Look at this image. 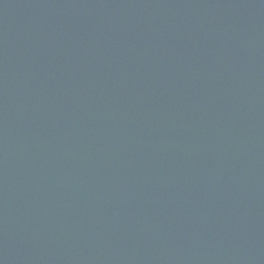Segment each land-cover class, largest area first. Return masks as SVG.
<instances>
[{"label":"water","instance_id":"95a60500","mask_svg":"<svg viewBox=\"0 0 264 264\" xmlns=\"http://www.w3.org/2000/svg\"><path fill=\"white\" fill-rule=\"evenodd\" d=\"M0 264H264V0H0Z\"/></svg>","mask_w":264,"mask_h":264}]
</instances>
